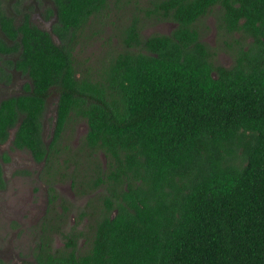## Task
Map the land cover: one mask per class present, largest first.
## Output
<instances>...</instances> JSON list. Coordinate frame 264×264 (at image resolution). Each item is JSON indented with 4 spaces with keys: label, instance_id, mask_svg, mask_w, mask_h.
<instances>
[{
    "label": "trees",
    "instance_id": "trees-1",
    "mask_svg": "<svg viewBox=\"0 0 264 264\" xmlns=\"http://www.w3.org/2000/svg\"><path fill=\"white\" fill-rule=\"evenodd\" d=\"M50 1L49 30L0 2L1 62L29 79L23 92L0 98V142L13 129L11 146L47 164L66 120L83 118L92 186L106 192L85 249L72 227L64 248L26 264H264V0L153 1L147 12L175 25L142 37L132 18L124 47L96 73L75 69L71 43L106 0ZM215 5L223 30L249 37L228 66L212 60L194 27Z\"/></svg>",
    "mask_w": 264,
    "mask_h": 264
},
{
    "label": "rangeland",
    "instance_id": "rangeland-1",
    "mask_svg": "<svg viewBox=\"0 0 264 264\" xmlns=\"http://www.w3.org/2000/svg\"><path fill=\"white\" fill-rule=\"evenodd\" d=\"M153 1L156 0H106L102 8L88 17L71 43L75 69L79 73L98 72L111 55L124 47L123 30L132 18H135L137 32L142 37L151 33L168 32L175 23L170 19L148 13L147 11L153 8ZM0 2L4 11L15 19L25 13L32 23L49 30L52 16L44 14V7H51L50 0H0ZM215 7L216 5L212 6L199 16L194 21V27L198 31L199 38L209 47L212 60L228 66L233 61L235 47L238 45L245 47L249 37L239 31L223 30ZM54 39L57 40L55 37ZM7 57L13 58V55L9 54ZM0 67L2 69L0 70V98L22 92L28 84L26 73L2 63L1 59ZM54 100L55 93L52 92L46 100L41 117L42 135L45 140L48 138L53 121ZM84 129L83 118L69 117L61 132L59 144L60 147H63L61 144L71 147L72 144L77 143L76 157L73 156L69 161L65 160L62 163L68 167L65 173L73 167V175L75 173L74 176L79 178L86 177L87 166L92 163L89 160L92 158H87L89 164L86 158H83V147L78 143ZM2 154L7 159L1 161L5 186L0 189V255H3L9 264H20L22 260L30 259V247L35 244V241L30 238L35 231L33 227L35 218L45 214L49 206L54 212L68 207L67 224L76 220L72 225L84 233V236L77 239V247L80 250L85 249L90 236L85 224H89L90 221L78 219L77 210L84 208L87 199L95 206L98 203L96 198L83 194V190H77V186L69 182L68 174L55 176L52 179H48L47 175L39 174L40 164L30 160L25 149L9 148L8 140L0 143V158ZM94 159L102 160L103 158L97 153ZM49 183L56 184V191L61 196L60 201L51 195L55 190L45 192ZM102 192L105 191L100 189L96 194L101 195ZM61 237L52 234L49 240L51 245L61 248L63 241Z\"/></svg>",
    "mask_w": 264,
    "mask_h": 264
},
{
    "label": "flooded vegetation",
    "instance_id": "flooded-vegetation-1",
    "mask_svg": "<svg viewBox=\"0 0 264 264\" xmlns=\"http://www.w3.org/2000/svg\"><path fill=\"white\" fill-rule=\"evenodd\" d=\"M28 83H29V79H28ZM26 85H28V84H26ZM6 96H8V95H6ZM48 96H47V98H48ZM55 96H56V94H55ZM3 97H5V96H3ZM47 98H46V100H47ZM45 104H46V101H45ZM54 118H55V108L53 109V121L51 124V129H50V133L48 135L47 140H45L43 135H42V122H41V136H42V141L44 144L48 143L50 138H51ZM64 126H65V124H64ZM64 126H63V128H64ZM85 129H86V124H85ZM85 129H84L83 133L85 132ZM12 130L13 129L10 130V134H9L8 138L5 140V141H7V140L9 141V148L25 149L29 154L30 160L40 164V168L38 170L39 174L47 175L48 179L49 178L52 179L55 176L68 174L69 178H70L69 182L71 181V177H74V175H75V173H74V175L72 173L73 167H70V169L67 170L69 172L65 173L64 171H66L65 169H67L68 167L66 166L65 163H62V165L59 167V162H63L62 156H64V159L66 161L67 160L69 161V159H72L73 156L76 157L75 155L78 154L76 152L77 150L75 148V146L77 144L76 142L74 144H72L71 147H66L63 144H61L63 147H60L59 146L60 137H61V134H60L59 137L56 139L53 148H51V151H50L51 154L49 155V160L46 164V163H44V159H41L39 161L33 159L30 151L26 147H22V148L15 147V146L12 147L10 140H9L12 137V134H11ZM83 133H82V135H83ZM5 141H3V142H5ZM3 142H0V143H3ZM79 142H80V139H79L78 143ZM83 152H84V150H83ZM83 158H86V157L83 156ZM6 159H7V157L4 154H2V156L0 158V167H1V161H4ZM86 160L88 161L87 158H86ZM88 164H89V161H88ZM92 166H93L92 163L89 166H87L88 169L86 171V177L82 178L80 181L75 180V182H74V184L79 183V185H78L79 187H77V190H79V191L83 190L82 191L83 194H87L88 197L92 195L98 201V203L94 206V204L87 199L86 200L87 203L85 202L84 208H79L77 210L78 219L82 218V219L86 220L87 222L90 221L89 224L88 223L85 224V226H87V228H88V234L92 233L94 224H95L96 220L98 218H100L101 213H102L101 209L103 208V205H104L103 199H102V193L103 192L101 193V195L96 194V192H97V190H100V189H102L106 192L105 187L103 186L104 183H101L100 185H94L95 187L92 186V181H93V178L95 177V174H96L93 171ZM1 172H2V167H1ZM1 175L3 178V186L0 187V189H3V187L5 186V179L3 177V173H1ZM47 186H48V184H47ZM55 186H56V184L54 185V183H53V186L51 189H49V187H46L45 192H48V191L52 192V190H55V192L51 193V195L53 198H56V200L60 201L61 196L57 193ZM66 210H68V207H66L64 210H59L58 212H54V210H52V208L50 209V206H49V208H47L45 214H41L35 218V225L33 226V227H35V231L33 232L34 234L30 236V238L35 241V244H32L31 245L32 247H30V251H29L30 252L29 258L30 259L22 260L20 262V264H26L28 261H33L34 254L36 252H41L42 250H47V249H53L54 247L51 245V243L49 241L50 237H52V234H57V235H60V237H61L63 234L66 235L68 231H71L72 227L74 228L73 231H75V229H77L76 227H74V225H72L73 223L76 222V220L74 222H71L70 224H67V215H66L67 212H66ZM82 210L85 213H83L80 216L79 213ZM61 238L63 239L61 248H64V237H61ZM0 264H9L8 261L6 259H4L3 255H0Z\"/></svg>",
    "mask_w": 264,
    "mask_h": 264
}]
</instances>
